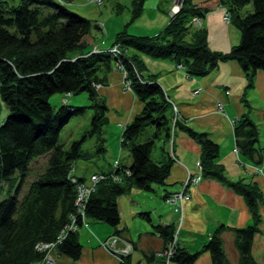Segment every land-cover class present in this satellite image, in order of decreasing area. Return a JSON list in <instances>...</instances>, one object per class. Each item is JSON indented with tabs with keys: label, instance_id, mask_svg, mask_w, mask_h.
I'll use <instances>...</instances> for the list:
<instances>
[{
	"label": "trees",
	"instance_id": "trees-1",
	"mask_svg": "<svg viewBox=\"0 0 264 264\" xmlns=\"http://www.w3.org/2000/svg\"><path fill=\"white\" fill-rule=\"evenodd\" d=\"M72 1L75 0H0V115L6 111L0 116V264H45L48 252L37 249L45 245L54 247L51 253L56 251L78 261L83 250L78 231L88 227L87 221L104 223L124 239L117 229L118 198L133 187L149 192L155 185H166L173 163L169 144L173 102L154 76H144L146 68L138 55L171 59L183 65L189 77H205L221 63L235 61L246 74L249 86L258 71L264 72V0H219L240 32L239 44L228 53L209 49L206 28L194 30L190 25L193 18L203 19L207 11L195 8L194 0H184L181 10L155 36L122 31L112 43L120 48L117 56L104 52L74 60L72 54L83 52L94 40L91 22L68 6ZM144 2L134 0L133 18L140 16ZM93 27L98 28L97 24ZM129 48L138 55L127 56ZM118 64L124 68L131 90L142 105L120 135L121 150L128 153L130 164L116 161L115 170L110 173L120 177V181L108 177L101 180L86 200L79 202L78 186L89 185L84 177L75 178L74 163L91 161L106 153L101 136L109 124L108 107L104 99L98 98L93 85H106V79L98 73L104 77L103 70L109 71ZM81 93H87L89 106L66 104ZM55 94L63 95L58 109L49 102ZM87 107L94 110L89 130L65 148L59 142L61 130ZM233 125L235 151L260 168L264 152L255 146L259 138L257 125L248 114ZM147 128L150 138L140 141ZM175 128L184 130L201 147L202 176L216 179L241 195L252 222L243 228L219 227L201 250L192 254L177 243L171 263L194 264L201 253L208 252L212 264H230L222 239L223 232L230 230L238 252L237 264H257L251 247L262 222L259 207L264 206V198L259 187L226 178L224 168L216 162L219 147L208 134L197 133L179 122ZM87 136L99 138V146L91 153L81 146ZM159 141L162 155L155 160L153 154ZM42 160L44 165L39 166ZM165 196L168 197L165 194L164 199ZM69 226L76 230L72 232ZM154 228L166 241L165 250L175 228ZM129 257L121 258L122 264H129Z\"/></svg>",
	"mask_w": 264,
	"mask_h": 264
},
{
	"label": "crops",
	"instance_id": "crops-1",
	"mask_svg": "<svg viewBox=\"0 0 264 264\" xmlns=\"http://www.w3.org/2000/svg\"><path fill=\"white\" fill-rule=\"evenodd\" d=\"M163 2L167 3L169 10L172 0L169 4L168 0ZM194 4L198 9L207 11L201 20V28L207 30V43L212 51L228 53L233 46L239 44L240 32L230 20H224L223 8L219 0H194ZM166 15H161L164 26L159 31L147 33L151 35L133 34L141 37L155 36L166 27ZM113 39L108 41L104 38L102 48L108 50ZM110 42L112 43L109 45ZM141 56L146 70L148 69V72H143L144 76H154V80L161 86L165 95L177 105L179 123L197 133L208 134L218 145L219 155L216 162L224 168L226 178L232 182L243 180L246 183H254L260 187L264 198V176H257L251 172L250 167L254 165L240 154H235L233 130L234 122H237L243 114H248L259 130V138L255 146L264 152V72L258 71L254 76L253 84L249 86L246 74L235 61L221 63L214 72L205 77H189L185 70L179 69L176 62L171 59ZM113 67L108 73L107 84L100 88L99 93L106 100L109 109L107 113L109 124H114L123 131L124 126L142 110V105L132 91H123V76ZM194 92L197 94L194 95ZM244 101L248 107L245 106ZM219 103L223 107V112L217 110ZM171 115L173 117L172 112ZM175 130L171 155L173 163L166 185L161 186V189L153 188L149 191L154 196L151 193L140 194L139 192H149L133 187L118 198L120 224L117 229L134 249L128 259L129 264H164L159 253L165 248L166 241L155 232V226L173 225L177 229L179 225L178 243L192 254L200 251L219 227L243 228L252 222L249 209L241 195L216 179L204 178L197 170V163L200 162L201 157L199 144L184 130L178 128ZM161 145L162 141H159L157 149H160ZM121 153V149L118 153L115 152V156L118 154V159L109 166L108 172L114 170L116 161L122 165ZM153 155L160 159L161 150L160 154ZM97 173L101 172L92 171L90 175ZM83 176V173L75 175L77 178ZM189 176H200V181L188 189L187 194L190 199L184 205L182 221L179 224L181 215L172 208L163 209L168 205L163 197L165 194L181 191ZM84 181L86 185L89 184L88 178ZM259 213L262 222L259 232L254 236L251 253L257 264H264V206L259 207ZM140 219L146 221L148 225L143 226ZM87 224V228L78 231L83 247L80 259L72 261L56 254V264H119L114 256L98 245L101 240L115 234L114 229L104 223L91 220L87 221ZM222 239L230 264H237L238 252L233 232L224 231ZM194 264H212L210 254L201 253Z\"/></svg>",
	"mask_w": 264,
	"mask_h": 264
},
{
	"label": "rangeland",
	"instance_id": "rangeland-1",
	"mask_svg": "<svg viewBox=\"0 0 264 264\" xmlns=\"http://www.w3.org/2000/svg\"><path fill=\"white\" fill-rule=\"evenodd\" d=\"M133 2H134V0H75V1H72L70 3L68 2L67 3L68 6L74 12H76L77 14L81 15L82 17L86 18L87 20H89L91 22V28L90 29H91L92 37L94 40V43L91 46H87V48H85V50L83 52L80 53L78 51V52H76V55L72 54L73 55V56L71 55L72 60L76 59L77 57H87V56L95 54V53L101 54L99 51H101V50L104 51V49H106V48H102L104 38L108 39V41H109L112 38H114V36L116 34L122 32V31L127 32L129 35H134L133 33H137V34L144 33L145 35H151V34H147V33H150V32L155 31V30L159 31V29L164 26V25L162 26V18L166 14H167L166 15L167 16L166 24L167 25L169 24V21L171 18L169 17V13L167 12V10H168L167 3L163 2V0H145L144 10L140 14V16H138L137 18H133V16H132ZM170 2H171V0H168V4ZM176 2H177L176 0L175 1L172 0V2H171L172 6H176ZM193 5L195 6V8L198 9V6L194 4V1H193ZM158 6H159V8H158ZM165 9H167V10H165ZM223 12H224V20L228 21L229 18L227 20V17H226V15H228V12L226 11L225 8H223ZM161 15H163V16H161ZM228 17H229V15H228ZM201 23L202 22L200 21L199 25H197L198 23H193L190 25L194 30H197V29L199 30V29H201ZM94 24H97L98 28L93 27ZM147 37H150V36H147ZM95 42H96V44H95ZM111 43L112 42H110L109 45ZM114 47H115V45L114 46L111 45V47L109 49H112ZM125 53L129 57H132L133 55H138V52H136L135 50L130 49V48L128 50H126ZM138 56H139L138 58L143 61L142 56L141 55H138ZM143 57H147V56H143ZM132 66H134V65L132 64ZM179 66H183V65L177 64L178 68H179ZM113 68L116 71L120 72L123 76V87H122L123 91L131 92L132 91L131 88L125 87V85H124V83L129 81V80H127L126 77H124L126 75V72H125L124 68L122 67V65L118 64V65H115ZM109 71L104 72V70H103L104 77H103L102 73H98V74L100 75L101 78L107 79ZM146 71L148 72V69L147 70L145 69V71H143V72L145 73ZM249 84H250V82H248V85ZM102 86H105V85H103V84H94L93 85L95 92H96L99 99H104V97L99 93V90ZM196 94L197 93L194 92V95H196ZM70 95L71 94H67L66 96H70ZM62 96L63 95L55 94V95L50 97L49 102L51 103V105L55 109H58V107L61 106ZM105 102H106V100H105ZM66 104L83 107V106H89L90 100L88 98L87 93H81V94H78L76 96H72L71 98H69L68 102ZM217 110L219 112H223V107L220 103L217 105ZM108 111H109V109H108ZM4 113L6 114V111L2 112L0 116H2ZM93 113H94V110L87 107V108H85V110L83 112L72 117L70 119L69 123L66 126H64V128L61 130V132L59 134V142L61 144H63L65 148H68L70 146V144L72 143V141L80 140L82 138V135L86 134V132L89 130L90 119H91ZM178 114H179V110H178ZM171 117H172V115H171ZM115 128H116V126H114V124H108L104 127V132H103L101 137L105 140L102 144H103V146H105L106 153L103 156L102 155L101 156H95L91 159V161L78 160V161H76V163H74L75 168H74L73 174L78 175V174L83 173L84 174L83 177L85 179L88 178V181H89L88 185L89 186L92 185V183H91V181H93L92 176L96 175V174L90 175V173H92V171H99V172H101V173H99V175H103L106 178L107 177L111 178L114 181H120V177H118L117 175H114L113 172L112 173L108 172L109 166H112L113 161L118 159L117 158L118 154L115 156V152L118 153L119 149H121L119 137H120V131H122V129L119 130L118 128H116V129ZM124 128H125V126H124ZM175 131L176 130L174 129V132ZM174 132L170 135V139H169V144L171 146L170 148H172V145L174 143V138H175ZM150 136H151L150 128H147V130H145L142 133V135L139 137V140L144 141L145 139L150 138ZM96 142H97V144H96ZM171 142H172V144H171ZM156 144L158 146V142ZM81 146H82L83 150H88V152L91 153L99 146V138L97 136H87L85 141L81 142ZM158 153L160 154V149H155V154H158ZM121 154L123 157V158L121 157L122 164L124 163L123 165H125L126 163H128V153L125 151H122ZM235 154L238 155V153L236 151H235ZM158 159L156 158L155 160H158ZM38 165L43 166L44 165L43 160L41 161V163L39 162ZM87 167H88V170H87ZM115 167H116V165L114 164V170H115ZM250 168L252 171L250 169H249V171L254 172L255 175L264 176V163H263V165H261L260 168H255V166H251ZM197 170H201L200 162L197 163ZM103 172H105L106 174H109V173L110 174L106 175ZM199 172H201V171H199ZM193 179H195V177L189 176L187 178V180L184 182L185 184H183L182 190L178 191V194H177V192L168 194V196L171 197V199H173V201L170 204L168 202H166V200L168 199L166 196H165L166 198L164 199V202L168 205H165L163 209L171 210L169 208H172V210H174V212L179 213L181 215L179 217V224H181V221H182V211H183L184 205L190 199V197H188V199H186L188 196L186 194L189 193L188 189H189V187H194L200 181V180H194L193 181ZM187 181H188V184H187ZM239 181H243V180H239ZM97 183L98 182L94 183L93 189L96 187ZM248 183L250 184L252 182H248ZM154 188H155V190H157V188L161 189L162 187L155 185ZM259 190L261 191L260 187H259ZM78 191H79V189H78ZM139 193L150 195L151 192H149V193L139 192ZM179 193H182V194H179ZM261 193H262V191H261ZM151 195H153V193H151ZM79 198L80 197L78 194V199ZM139 198L141 200V196ZM180 199H183L182 200L183 203L181 202V204H180ZM140 222L142 223L143 226L148 225L146 223V221H144L143 219H140ZM177 227H178L177 229H180L179 225ZM113 236H116V235L113 234L110 237H113ZM80 240L81 239H79V241ZM125 241H127V240H125ZM163 251L159 253V256L162 259H164V256L161 255L163 253ZM56 254H57L56 251L52 252V253L48 252L46 255V259H45L44 263L45 264H56V260H57ZM110 254L118 260L119 264H122L119 257L113 255L112 253H110ZM164 260H163V263L165 262Z\"/></svg>",
	"mask_w": 264,
	"mask_h": 264
},
{
	"label": "built area",
	"instance_id": "built-area-1",
	"mask_svg": "<svg viewBox=\"0 0 264 264\" xmlns=\"http://www.w3.org/2000/svg\"><path fill=\"white\" fill-rule=\"evenodd\" d=\"M176 1H177L176 2V6H172V3H171L170 9L168 11L170 18H173L182 8L183 0H176ZM226 17H227V20H228V18H229L228 15H226ZM201 20H202L201 18H193L191 23L192 24L193 23H198L197 25H199ZM99 52L100 53L108 52V53L113 54V55L116 56V55L120 54V48L118 47V45H115V47L112 48V49L104 50V51L101 50ZM179 68H183V67L179 66ZM124 77H126V75ZM124 85H125V87H130L131 88L130 81L125 82ZM64 102H65V100H64ZM170 105H171L172 112H173L172 131H171V134H172L174 132L176 124L179 122V114H178V107L174 103H170ZM171 144H172V142H171ZM199 171H201V170H199ZM105 178L106 177L103 176V175L96 174V175L92 176V180L93 181H91V183H92L91 186H85V185L78 186L77 190L79 189V191H80V192L78 191L79 192V197H80L78 199V201L81 202L83 200H86V198L89 195L90 191L93 190L94 183L100 182L101 180H103ZM194 180H200V176L195 177V179H193V181ZM187 184H188V181H187ZM179 194H182V193H179ZM186 195H188V194H186ZM167 198L168 199L166 200V202H168L170 204L173 201V199H171V197H169V196ZM186 199H188V196H187ZM182 200L183 199H180V204H181V202L183 203ZM69 228H70V230H72V232L76 230L75 226H71V227L69 226ZM178 231H179V229H175V234H174L171 242L168 244L167 248L161 254V255L164 256V259H165V260L163 259L165 261L164 264H170L171 263L170 259L174 255V253H175V251L177 249V246H178V244H177L178 243ZM100 248L106 250L109 253H112L113 255H115L117 257H119V259L128 257L129 255H131V253L134 250L133 246L130 243H128L127 241H125V240H123L121 238H119L118 236H113V237H110V238L108 237L105 240H101L100 241ZM37 249L40 252H43V251L50 252L51 250L54 249V247L53 246H49V245H45V246H39ZM135 264H138V263H135Z\"/></svg>",
	"mask_w": 264,
	"mask_h": 264
},
{
	"label": "bare ground",
	"instance_id": "bare-ground-1",
	"mask_svg": "<svg viewBox=\"0 0 264 264\" xmlns=\"http://www.w3.org/2000/svg\"><path fill=\"white\" fill-rule=\"evenodd\" d=\"M64 101V100H63ZM176 129V128H175Z\"/></svg>",
	"mask_w": 264,
	"mask_h": 264
}]
</instances>
